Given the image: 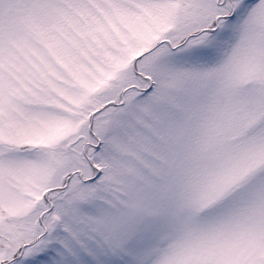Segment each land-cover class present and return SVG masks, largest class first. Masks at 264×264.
Here are the masks:
<instances>
[{
    "label": "snow or ice",
    "instance_id": "snow-or-ice-1",
    "mask_svg": "<svg viewBox=\"0 0 264 264\" xmlns=\"http://www.w3.org/2000/svg\"><path fill=\"white\" fill-rule=\"evenodd\" d=\"M0 264H264V0H0Z\"/></svg>",
    "mask_w": 264,
    "mask_h": 264
}]
</instances>
